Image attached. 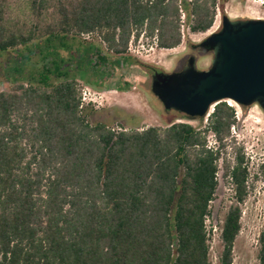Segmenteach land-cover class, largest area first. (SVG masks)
<instances>
[{
	"label": "trees",
	"instance_id": "trees-1",
	"mask_svg": "<svg viewBox=\"0 0 264 264\" xmlns=\"http://www.w3.org/2000/svg\"><path fill=\"white\" fill-rule=\"evenodd\" d=\"M225 1L56 0L46 21V0H30L26 21L10 19L0 0V51H15L19 75L0 91V264H213L206 221L220 170L232 199L217 264H232L253 174L244 146L228 139L234 106L215 103L203 127L116 130L89 121L77 80L91 84L92 66L122 61L132 37L177 47L182 12L189 32H206Z\"/></svg>",
	"mask_w": 264,
	"mask_h": 264
},
{
	"label": "rangeland",
	"instance_id": "rangeland-1",
	"mask_svg": "<svg viewBox=\"0 0 264 264\" xmlns=\"http://www.w3.org/2000/svg\"><path fill=\"white\" fill-rule=\"evenodd\" d=\"M29 1L7 0V16L10 19L29 21L31 19H28L30 17ZM55 2L56 0H46L47 10L43 11L46 21L49 19L48 13L53 10ZM223 15L232 19H264V0H226L222 13L220 9H217L215 20L209 30L191 33L185 29L181 43L175 48H158L148 39L139 37L134 40L133 50L126 51L121 56L124 57L122 61H113L107 68L92 66L95 75L89 73L87 78L90 79L91 84L77 78L80 86L88 85L93 90L102 93L101 104L98 107H91L89 121L102 122L110 127L126 129L142 128L149 125L164 127L172 120L188 122L200 127L206 125V117L203 121L189 119L174 110H166L163 107L151 91L152 70L159 69L164 72L178 70L186 64L189 56L195 57L197 69L209 67L212 53L193 51L190 44L200 42L209 33L217 30L221 25ZM82 41L99 43V40L92 36H83ZM102 49L103 55L109 57L108 60L105 58L106 61L114 58L103 45ZM23 53H27V51H23ZM62 54L64 53L62 52ZM15 55L14 50L0 51V91L10 90L13 83L9 78L19 76L10 69ZM31 56L33 61H37L36 56ZM126 85H128L127 90H120ZM225 101L234 106L236 119L230 129L228 139H234L236 143L244 146L253 171L250 180L251 192L242 204L241 229L234 243L232 264H257L258 236L264 227V166H262L264 165V111L257 104L243 106L245 107L243 109L241 105L232 100L226 99ZM210 140L213 145L218 146L217 141ZM231 199V183L223 178L220 170L215 198L211 203V214L206 221L207 227L211 230L213 264H217V253L220 251V225Z\"/></svg>",
	"mask_w": 264,
	"mask_h": 264
},
{
	"label": "water",
	"instance_id": "water-1",
	"mask_svg": "<svg viewBox=\"0 0 264 264\" xmlns=\"http://www.w3.org/2000/svg\"><path fill=\"white\" fill-rule=\"evenodd\" d=\"M197 45L212 53L209 67L197 69L190 56L180 70L152 75L151 91L166 110L203 117L229 99L264 111V19L223 15L220 27Z\"/></svg>",
	"mask_w": 264,
	"mask_h": 264
},
{
	"label": "built area",
	"instance_id": "built-area-1",
	"mask_svg": "<svg viewBox=\"0 0 264 264\" xmlns=\"http://www.w3.org/2000/svg\"><path fill=\"white\" fill-rule=\"evenodd\" d=\"M181 30H182V39L184 37V30H187V26L185 24V14L182 12L181 14ZM153 45L156 46L155 41L153 42ZM134 46V38L132 37L127 46V51H132ZM101 98H102V93L93 90L90 86L88 85H82L81 86V102H80V107H85V106H91V107H98L101 104ZM229 104V103H228ZM213 110V105L211 106L210 110L208 113L204 116L207 118V116L210 114V111ZM122 127H112V129L120 130ZM124 130L126 128H123ZM213 142H216L215 136L213 133L209 132L207 136V145L208 147H212L216 149L217 147L212 144L211 140Z\"/></svg>",
	"mask_w": 264,
	"mask_h": 264
},
{
	"label": "flooded vegetation",
	"instance_id": "flooded-vegetation-1",
	"mask_svg": "<svg viewBox=\"0 0 264 264\" xmlns=\"http://www.w3.org/2000/svg\"><path fill=\"white\" fill-rule=\"evenodd\" d=\"M197 44H198V43L190 44V48H191V50L202 52V51L199 50ZM189 57H190V56H189ZM193 57H194V56H193ZM187 59H188V58H187ZM194 64H195V57H194ZM182 67H183V66H182ZM182 67H181V68H182ZM181 68H180V69H181ZM180 69H178V70H180ZM156 72H164V71L159 70V69H153V70H152V75H153L154 73H156Z\"/></svg>",
	"mask_w": 264,
	"mask_h": 264
},
{
	"label": "crops",
	"instance_id": "crops-1",
	"mask_svg": "<svg viewBox=\"0 0 264 264\" xmlns=\"http://www.w3.org/2000/svg\"><path fill=\"white\" fill-rule=\"evenodd\" d=\"M121 58H124V57H121Z\"/></svg>",
	"mask_w": 264,
	"mask_h": 264
}]
</instances>
